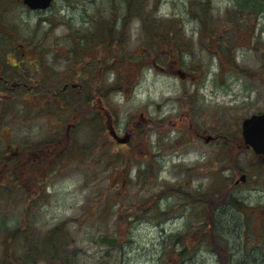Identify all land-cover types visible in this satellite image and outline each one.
I'll list each match as a JSON object with an SVG mask.
<instances>
[{
    "label": "rangeland",
    "instance_id": "rangeland-1",
    "mask_svg": "<svg viewBox=\"0 0 264 264\" xmlns=\"http://www.w3.org/2000/svg\"><path fill=\"white\" fill-rule=\"evenodd\" d=\"M128 1L53 0L46 9H31L22 0H0V51L4 47L10 61L26 51L22 68L30 79L18 62L3 60L10 68L4 73L28 86L40 83L31 89L40 94L14 88L0 97V218L40 233L69 222L64 232L71 264H218L211 245L192 236L189 257L178 256L183 246L177 233L197 227L203 209L193 198L222 176L242 199L264 207V159L237 145L242 120L264 111V12L232 20L235 0H199L192 8L194 0H147L156 4L163 27L178 23L180 33L171 26L167 36L187 45L181 54L151 51V36L132 15L119 45L144 63L120 62L123 81L110 88L118 72L97 69L107 51L95 47L91 32L98 22L106 26L105 19L122 26ZM204 2L208 7H201ZM89 71L103 84L101 98L91 102L74 92L87 85L78 78ZM106 113L119 136L130 134L127 143L111 136ZM209 134L218 137L206 141ZM50 140L61 143L41 168L28 160L18 178L7 174L9 166L1 169L8 143L38 149ZM242 173L246 180L236 182ZM113 187L121 200L108 198ZM217 231L235 264H264V229L255 224L248 234L239 211L218 210Z\"/></svg>",
    "mask_w": 264,
    "mask_h": 264
},
{
    "label": "trees",
    "instance_id": "trees-1",
    "mask_svg": "<svg viewBox=\"0 0 264 264\" xmlns=\"http://www.w3.org/2000/svg\"><path fill=\"white\" fill-rule=\"evenodd\" d=\"M189 4L192 8L198 4L201 5V2L199 0H194L189 2ZM202 5H204L201 6L203 8H205V6L208 7L207 2H204ZM153 6H148L147 0H129L127 3V10H125L121 15V18L124 21L122 22V26H117L116 19H105L101 22H105L106 26L102 27L101 23L98 22L99 29L95 27V30L91 32L90 38H93L94 40L96 39L95 47L96 45L102 44L106 47L107 51L104 59H99L100 62L97 69L100 70L102 67H105L106 70H110L113 68L116 72H118L117 78H115L113 82L106 84L111 85L110 88L112 86L115 87L120 78L121 82L123 81L124 75L123 72L122 74L120 73L118 65L120 62L124 61L125 64L129 63L134 66L144 63V58L138 57L135 59L134 55L125 54L122 52L123 48L119 45L125 40L126 22L132 15L140 20L142 31L151 36V40L148 44V48H151V51L158 52L165 47L167 52L171 55L174 53L173 50H176L177 53L181 54L182 47L187 45V43L184 44L181 39H177L176 34V36L173 37H176L177 40H172L169 36H167L166 30H168L171 26L176 33H180L176 26L178 23H172L174 20H170L166 27H163L162 21L154 15L156 12V4ZM234 7L235 10L229 17L232 20H234V17L256 14L259 11L264 12V0H235ZM192 14L195 13L192 12ZM199 15L197 14V17ZM201 21L204 22L203 19ZM179 28L181 30V27ZM161 31H163V34H159ZM98 35H100V37H98ZM117 41L118 43L116 44ZM78 45L81 49H84L85 47L84 44L81 45L78 43ZM86 49L88 50L90 48L88 47ZM111 54L113 57H109ZM84 67L85 65L82 66L81 70ZM83 72H85V68L83 69ZM82 77L84 78H81V80L80 77L78 78L79 81L83 84L85 82L87 85L84 84L83 90H79V92L76 90L75 92L79 94L84 93L87 100L89 97L90 102L93 98L100 99L101 86H103V84L101 85L97 80H94L95 82L92 81L93 77L91 71H89V75L82 73ZM79 81L77 82L79 83ZM100 109L104 110V113L106 112L105 107L102 108V104ZM106 117V124L111 123V117L107 115V113ZM237 141L238 140L234 142L236 143ZM97 146L100 147L99 141H97ZM227 183L228 182L225 177L222 176V179L215 183L213 182L208 189L203 190L200 192V195L193 198V203H198V205L203 209V219L197 227H191L189 232L183 230L177 233L178 241L182 242L183 246L182 250H177L178 256L184 258L189 257L187 253L190 252L191 247L188 246L189 244L187 242V238L192 236V238L197 239L195 240L196 243L208 242L211 245L218 256V264H235L233 254H231L226 239L217 231L218 210L233 207L235 210L239 211L241 214L242 225L249 234L253 225L255 226L258 221H262V218L264 217V207L248 203L238 196L234 192L233 188L230 185H227ZM173 189L174 188L171 187L169 190L172 191ZM110 191L113 192L108 196V198L114 196L117 197V199H120L118 195L119 192L118 190H115V187H113ZM120 206L121 208L125 207L124 203H122V205L120 203ZM68 223L69 222H61L47 232L40 233L23 226V222L16 227L7 226L4 217L0 218V243L2 244V246H0V248L2 247L0 253V264H71L70 262H67L66 249L68 242L65 239L64 232V230L68 231ZM256 226L259 227L258 224H256ZM255 237L260 238L257 234ZM194 246L195 243H192V247ZM248 246L250 247V245H244L246 249L249 248ZM91 264H113V262L108 260H99L98 262H93Z\"/></svg>",
    "mask_w": 264,
    "mask_h": 264
},
{
    "label": "flooded vegetation",
    "instance_id": "flooded-vegetation-1",
    "mask_svg": "<svg viewBox=\"0 0 264 264\" xmlns=\"http://www.w3.org/2000/svg\"><path fill=\"white\" fill-rule=\"evenodd\" d=\"M16 47V46H14ZM3 50L0 51V55L3 57L2 60H0V97H3L4 99L5 98H8L11 96V91L15 88V89H23L25 90L23 92V95L25 93V95H31V94H40V92H38V90H34V92L32 93L31 92V89H38V87L40 86V83L37 84L36 82L33 83L31 85H27V83L23 82V81H17V80H13V79H9V76L4 73L5 70H7V72H9L10 68L6 67L5 68V65H4V61L3 60H6V62L9 64V65H13L15 64L16 62H18L19 64V68H20V71L21 74H23L22 76L24 77V79L26 80H29L30 77L28 76V74H26V72H24L23 68H22V65L25 64V62L29 61L27 60V53L26 51H23V53L20 55L19 58H16L14 61H10V58L9 56H6V52L4 51V47H1ZM36 61V59H35ZM31 62V60H30ZM7 66V65H6ZM14 66V65H13ZM12 67V66H11ZM37 65L35 66V69H37ZM38 70V69H37ZM11 75H13V73L10 72ZM41 82V81H40ZM42 83V82H41ZM67 83L65 84L64 88L67 87ZM28 88V89H26ZM77 92H79V90H77ZM51 93V92H50ZM51 95L55 96V98L57 97L58 95V92H55L53 91L51 93ZM59 97V95H58ZM102 108L103 105H102ZM67 129H69V124L67 126ZM68 133V131L66 132ZM200 135V133H198ZM58 143H50V144H44L42 145L40 148H32V146H30L29 144L27 143H24L23 145H21V148H18V147H12V144L8 143V147L6 148V152L4 154V162H3V167L1 169H4L6 170V167L9 166V168H7V170L9 169V171L7 172V174L11 173L15 178H18L19 175H22L24 174V167L22 169L19 170V168L25 164L28 160H35L36 161V164L38 165V168H41L42 167V160L47 158L46 160L44 161H50L51 160V153L54 149H57L58 148ZM32 150H30V149ZM30 152V154L26 157V159L24 158L25 155H27L28 153ZM5 158H7V161L5 160ZM262 158L264 159V155L262 156ZM23 176V175H22ZM6 178H8L6 176ZM264 211V210H263ZM259 225V229H263L264 228V217L262 218V221H258V223H256Z\"/></svg>",
    "mask_w": 264,
    "mask_h": 264
},
{
    "label": "water",
    "instance_id": "water-1",
    "mask_svg": "<svg viewBox=\"0 0 264 264\" xmlns=\"http://www.w3.org/2000/svg\"><path fill=\"white\" fill-rule=\"evenodd\" d=\"M23 2L33 9H45L49 7L52 0H23ZM111 133L120 142H126L129 139L128 133L121 137L113 128H111ZM242 135L245 143L252 146L256 153L264 154V112L252 114L243 120ZM210 138H212L211 135L207 136L206 140ZM245 177L243 174L241 179L244 180Z\"/></svg>",
    "mask_w": 264,
    "mask_h": 264
}]
</instances>
